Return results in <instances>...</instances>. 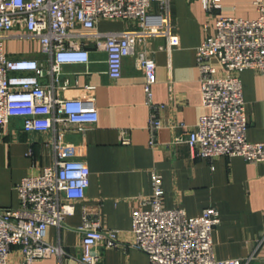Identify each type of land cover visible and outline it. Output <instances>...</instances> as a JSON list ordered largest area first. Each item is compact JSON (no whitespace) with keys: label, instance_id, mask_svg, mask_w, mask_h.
I'll return each instance as SVG.
<instances>
[{"label":"built area","instance_id":"1","mask_svg":"<svg viewBox=\"0 0 264 264\" xmlns=\"http://www.w3.org/2000/svg\"><path fill=\"white\" fill-rule=\"evenodd\" d=\"M208 12L221 7V0H202ZM255 18L214 16L205 24L208 32L197 47V64L204 105L209 109L195 125L176 122L173 142H187L195 156L214 159L221 155L243 156L264 162V141L247 136L248 120L241 72L252 68L264 73V0H255ZM137 22V28L100 30L101 20ZM164 36L168 50L180 44L172 16V0H0V126L18 121L25 131L54 130V161L39 173L25 175L16 185L17 206H0V264H11L15 251L20 264H34L53 254L67 252L47 240L48 226H66L77 202L84 200L90 185V167L73 157V144L62 153L65 128L73 124L78 132L98 121L96 85H85L84 96L64 97L59 93L71 86L65 64L88 65L91 50L107 54L108 73L122 75L124 59L134 56L145 74L144 90L151 108L149 144L158 145L164 126V104L154 100L156 61L137 45L148 37ZM38 41L45 56L13 55L8 41ZM216 56L220 66L212 63ZM129 141V130H121ZM153 191L145 200L147 208L132 214V241L129 245L147 253L150 264H248L253 256L219 258L213 230L221 222L215 206L198 216H189L183 207L163 206V176L152 172ZM82 236L77 259L83 264H101L97 246L121 244L118 229L104 228L86 208L77 228Z\"/></svg>","mask_w":264,"mask_h":264},{"label":"crops","instance_id":"2","mask_svg":"<svg viewBox=\"0 0 264 264\" xmlns=\"http://www.w3.org/2000/svg\"><path fill=\"white\" fill-rule=\"evenodd\" d=\"M214 16L255 18L259 11L255 0H221V7L208 12L202 0H172V16L180 44L171 50L164 36L148 37L137 45L156 61L154 100L164 104V126L158 132V145L149 144L148 124L151 108L144 90L145 74L134 56L124 59L122 75L114 79L108 73L107 54L92 42V61L65 64L63 69L71 86L60 91L64 97L84 96L85 85H96L99 119L85 133L73 124L66 126L59 150L66 153L73 144L72 156L84 159L90 167V185L84 200L77 202L66 226L50 225L48 241L61 245L66 254H53L34 264H83L80 254L81 232L86 208L102 226L120 231L121 244L97 246L101 264H150L146 252L129 245L132 241L133 211L149 206L145 200L153 191L152 172L163 176V206L183 207L189 216H198L209 206L221 213V222L213 230V242L219 258L253 256L248 264H264V162L255 163L243 156L221 155L214 159L195 156L187 142L174 143L179 131L176 122L195 125L209 109L204 105L197 47L208 32L205 24ZM100 30L124 31L137 28V22L101 20ZM13 55L45 56L38 41H8ZM212 63L220 66L213 56ZM248 120L247 136L264 141V73L247 68L241 72ZM129 130L123 141L121 130ZM56 132L25 131L18 121L0 126V206H17V183L27 174L39 173L55 158ZM15 251L11 264H20Z\"/></svg>","mask_w":264,"mask_h":264}]
</instances>
